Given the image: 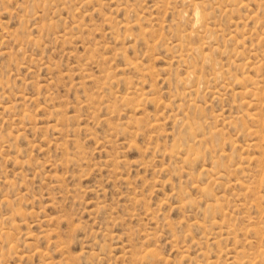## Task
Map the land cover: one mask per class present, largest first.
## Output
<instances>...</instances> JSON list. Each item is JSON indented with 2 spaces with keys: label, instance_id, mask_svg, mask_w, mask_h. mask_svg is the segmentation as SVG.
<instances>
[{
  "label": "rangeland",
  "instance_id": "obj_1",
  "mask_svg": "<svg viewBox=\"0 0 264 264\" xmlns=\"http://www.w3.org/2000/svg\"><path fill=\"white\" fill-rule=\"evenodd\" d=\"M0 264H264V0H0Z\"/></svg>",
  "mask_w": 264,
  "mask_h": 264
}]
</instances>
